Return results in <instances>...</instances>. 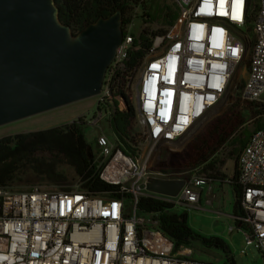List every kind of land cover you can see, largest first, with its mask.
Here are the masks:
<instances>
[{"label": "built area", "instance_id": "2783aa9c", "mask_svg": "<svg viewBox=\"0 0 264 264\" xmlns=\"http://www.w3.org/2000/svg\"><path fill=\"white\" fill-rule=\"evenodd\" d=\"M171 3L176 20L165 39L154 38L138 71L123 65L134 41L126 29L94 97L100 110L87 123L78 117L98 128L112 99L119 110L133 107L140 134L134 156L117 150L100 128L95 136L98 177L119 197L91 196L77 180L53 189L0 187V264H211L194 259L188 248L174 251L153 227L155 215L148 222L138 217V202L159 200L189 211L197 209L201 189L210 191L194 170L175 196L151 192L148 185L181 180L152 171V157L158 145L179 139L219 103L247 58L241 99L264 103V0ZM238 164L242 216L235 229L264 259V129L250 136Z\"/></svg>", "mask_w": 264, "mask_h": 264}, {"label": "trees", "instance_id": "16d2710c", "mask_svg": "<svg viewBox=\"0 0 264 264\" xmlns=\"http://www.w3.org/2000/svg\"><path fill=\"white\" fill-rule=\"evenodd\" d=\"M54 2L59 11L60 22L69 26L73 34H77L97 19L109 17L119 10L125 36L126 27L136 17V11L141 10L142 31L137 37L132 36L133 50L123 63L127 72L140 69L143 61L151 54L154 38L165 39L177 17L173 4H157L154 0ZM244 65L248 68L249 58L245 60ZM242 88L243 81L236 87L225 112L208 122L182 151L169 152L168 161H162L160 158L158 161L182 173L196 169V174L205 178L209 186L215 182L227 183L233 193L232 218L235 226L242 216L241 187L237 180L238 157L250 136L264 129V104L242 100ZM111 103L109 113L103 118L105 132L114 141L117 150L134 156L140 142L139 131L134 128V109L129 105L119 110L118 101L112 99ZM97 110L100 108H96ZM85 125L84 119L79 118L62 126L0 138V187L9 186L29 175L48 184H65L67 179L58 169L69 167L73 170L81 190L95 197L118 198L117 188L99 179L95 153L92 151V157L88 156L90 146L83 130ZM221 149L227 152H220ZM229 159L234 161V165L233 174L227 179L220 169ZM62 186L67 185L58 187ZM138 210L156 216L158 231L172 243L174 251L198 244L205 249L220 252L222 264H235L228 245L217 237H205L192 230L185 213L174 214L170 205L150 199L139 200Z\"/></svg>", "mask_w": 264, "mask_h": 264}, {"label": "water", "instance_id": "95a60500", "mask_svg": "<svg viewBox=\"0 0 264 264\" xmlns=\"http://www.w3.org/2000/svg\"><path fill=\"white\" fill-rule=\"evenodd\" d=\"M122 39L119 10L73 34L54 0H0V127L97 96ZM182 185L148 190L173 197Z\"/></svg>", "mask_w": 264, "mask_h": 264}, {"label": "rangeland", "instance_id": "374dc122", "mask_svg": "<svg viewBox=\"0 0 264 264\" xmlns=\"http://www.w3.org/2000/svg\"><path fill=\"white\" fill-rule=\"evenodd\" d=\"M154 1L157 4L162 3L165 5H172L171 0ZM136 14L137 15L135 18H133L132 23L126 27L128 34L135 37L141 33L143 27L142 20L140 18L141 10H137ZM246 74L247 68L244 64H240L232 76L230 89L226 95L211 111L206 114V116L201 121L195 123L176 141L172 143L161 144L156 147L152 157V171L158 170V173H160V175L163 177H171L172 179L179 178L181 179L179 181H182V179H185L193 173L194 170L184 173L177 170H172L167 165L160 164L158 162L159 158L162 161H168L169 152L178 153L182 151V149L203 130L208 122L223 114L231 102V98L235 93V87H237L241 81H244ZM130 95L133 101V92L130 91ZM260 100L264 101V96H262ZM95 111V99L94 97L89 98L84 101L58 108L37 116L4 125L0 127V138L13 134L27 133L62 126L73 120H77L78 117H84L87 123L93 117ZM98 128H100L106 134L105 123L103 120L99 123ZM98 128L89 125H85L83 127L85 138L91 148V151H93L95 155L97 154L95 136L98 134ZM134 128L138 130L135 123ZM106 136L108 137L111 145L116 147L114 141L107 134ZM170 148H174V151H170ZM220 152L226 153L227 150L221 149ZM233 165L234 161L229 159L220 169V172L225 174L227 179H229L233 174ZM58 170L66 177L67 182L65 184H48L29 175L27 177L21 178L15 183H12L9 185V187L13 191H23L31 186H40L53 189L59 185H68L71 181H75V175L71 168L60 167ZM210 186L212 188L213 195L206 197L205 194H203L201 203L198 204L197 209H191L187 211L182 207H175L171 210V212L174 214L185 213L187 215L189 227L195 232L205 237L212 236L223 240L228 245L235 264H264V259L261 253L253 247H246L242 233L235 229L234 221L231 217L233 193L230 186L227 183L219 182L212 183ZM206 199L209 200V203H206ZM151 216L152 215L138 212V217L147 222L150 221ZM153 227L157 228L156 225H153ZM188 249L192 251L194 259L211 264H222V255L216 250L205 249L200 247L198 244H192L190 247H188ZM241 251H244V254H242Z\"/></svg>", "mask_w": 264, "mask_h": 264}, {"label": "crops", "instance_id": "0c3cea01", "mask_svg": "<svg viewBox=\"0 0 264 264\" xmlns=\"http://www.w3.org/2000/svg\"><path fill=\"white\" fill-rule=\"evenodd\" d=\"M172 143V142H171ZM170 151H174V148H170L169 149ZM213 192H212V188H211V186H210V191H208V187L207 188H204V189H201L200 191H199V194H200V196H199V204L201 203V200H202V195L203 194H205V196L206 197H209V196H212L213 194H212ZM206 203H209V200L208 199H206ZM232 217V216H231ZM233 219V218H232Z\"/></svg>", "mask_w": 264, "mask_h": 264}]
</instances>
